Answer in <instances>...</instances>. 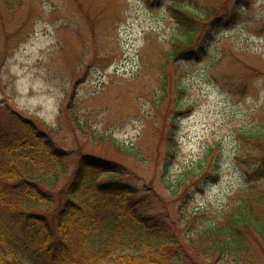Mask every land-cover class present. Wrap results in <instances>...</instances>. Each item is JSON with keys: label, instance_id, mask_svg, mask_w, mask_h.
Returning a JSON list of instances; mask_svg holds the SVG:
<instances>
[{"label": "rangeland", "instance_id": "obj_1", "mask_svg": "<svg viewBox=\"0 0 264 264\" xmlns=\"http://www.w3.org/2000/svg\"><path fill=\"white\" fill-rule=\"evenodd\" d=\"M183 20L200 29L203 51L167 63ZM17 114L60 152L47 166L16 164L48 182L59 170L51 203L23 204L50 224L86 158L152 189L168 219L193 215L181 240L245 202L264 225V0H0V131L34 140ZM171 128L177 154L166 175ZM195 166L203 176L187 183L191 196L172 195L163 175L175 181ZM211 169L217 180L204 181ZM115 210L103 209L95 227L104 229ZM245 227L246 261L264 264L262 239ZM13 250L20 264H40L36 249ZM238 261L228 255L215 264Z\"/></svg>", "mask_w": 264, "mask_h": 264}, {"label": "trees", "instance_id": "obj_2", "mask_svg": "<svg viewBox=\"0 0 264 264\" xmlns=\"http://www.w3.org/2000/svg\"><path fill=\"white\" fill-rule=\"evenodd\" d=\"M183 21L180 22L181 35L166 53L167 63L203 51L202 43L196 42L200 29L183 25ZM16 116L34 140L4 135L0 131V264H20L13 247L36 249L40 264H189L188 261L203 264L199 260L204 262L206 259L209 260L206 263L215 264L228 255L248 264L245 256H249V248L242 227L248 226L257 232L264 243V225L253 219L248 202L231 209L232 215L224 222L204 220L181 240V231H187L193 215L184 212L179 223L168 219L169 214L162 215L158 208L161 202L165 203L164 199L152 189L124 183L120 169L86 158L79 161L70 184L61 191L67 197L56 222L50 224L45 217L24 209L23 204L27 201L51 203L49 194L54 189L52 185L58 179L59 170L52 175L53 181L48 182L31 170L21 172L16 164L28 162L32 167L47 166L50 161L61 158L60 152L43 139V134L35 132L36 128L28 119ZM74 120L78 123L76 118ZM168 134L167 140L171 143L167 145L163 166L166 175L170 161L177 154L176 130L171 128ZM111 144L118 148L112 139ZM19 149L22 151H17ZM201 168L186 167L175 181L163 175V184L172 195H179L178 198L190 197L187 183L194 177L203 176ZM210 175L204 181L217 180L216 169H211ZM204 183L196 187L201 190ZM110 206L116 208L115 214L109 220L106 218L104 229L96 228L97 218H104L102 211ZM6 214L9 215L7 221L2 217ZM180 223L182 230L178 227ZM40 258H44L43 261Z\"/></svg>", "mask_w": 264, "mask_h": 264}]
</instances>
